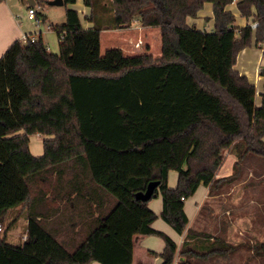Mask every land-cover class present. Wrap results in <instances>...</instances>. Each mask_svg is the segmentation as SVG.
Returning a JSON list of instances; mask_svg holds the SVG:
<instances>
[{
	"label": "trees",
	"instance_id": "1",
	"mask_svg": "<svg viewBox=\"0 0 264 264\" xmlns=\"http://www.w3.org/2000/svg\"><path fill=\"white\" fill-rule=\"evenodd\" d=\"M207 1L212 30L188 25L186 18ZM232 1L110 0L112 17L99 26L96 0H85L93 25L84 28L77 9L66 7L65 20L54 27L57 52L40 37L7 47L0 57V224L9 209L26 208L43 240L52 239L66 256L33 254L35 233L22 244L3 234L0 264H131L136 234L161 236L160 264H171L176 242L151 226L156 214L148 201L157 192L161 218L185 232L179 264L240 248L188 227L184 210L200 184L216 189L238 176L246 156L264 157V88L256 105L254 84L234 69L253 36L264 57V0H235L242 16L257 20L255 29L234 26L225 8ZM134 20L159 28L160 55H127L120 47L101 55V30ZM35 133L51 136L43 139L41 156L28 147ZM230 148L236 149L232 171L217 177ZM169 170L177 171L174 187L167 185ZM151 180H159L151 198H136ZM255 243L253 251L264 256V242Z\"/></svg>",
	"mask_w": 264,
	"mask_h": 264
},
{
	"label": "crops",
	"instance_id": "2",
	"mask_svg": "<svg viewBox=\"0 0 264 264\" xmlns=\"http://www.w3.org/2000/svg\"><path fill=\"white\" fill-rule=\"evenodd\" d=\"M82 1V0H81ZM77 2V0H76ZM75 2V3H76ZM31 3V0H2L0 1V57L5 52L7 47L15 40H22L24 35L33 36L35 39L40 37L44 43H47L44 40V34L42 30L32 31L30 26V21L33 19L28 18L27 10L28 7L35 5ZM212 2H204L202 8L197 12L195 17L188 16L186 18V23L188 25L194 26L199 30L211 31L213 28V10ZM226 10L232 12L235 16L234 26L242 27L247 23H250L254 19L253 16L245 17L240 14L237 9L236 1L226 5ZM79 14V9L84 14L90 12V6L83 3L81 8H76ZM38 15H40L41 20H47L48 15L41 13L37 8ZM80 17V14H79ZM28 20V21H27ZM65 20V13L59 21H48L47 29H53L57 24L62 23ZM81 24L84 28L91 27L93 23L87 19H81ZM37 26V25H35ZM116 31L119 34L126 33V38L123 39L124 46L133 51H140L141 48H135L134 37L132 32L142 29L144 27L150 26H141L137 20L127 28H108ZM105 27L101 30V39L102 34L105 31ZM56 32V30H55ZM57 34V32H56ZM160 34V31H159ZM146 33L143 34L146 38ZM100 39V44H101ZM145 48L143 52L150 51L151 47L148 46V42H145ZM59 45V38H58ZM47 47V46H46ZM148 47V48H147ZM121 48V47H120ZM48 49V47H47ZM122 49V48H121ZM123 50V49H122ZM124 52V50H123ZM141 53V52H140ZM150 53V52H149ZM128 55V54H127ZM154 55V54H153ZM160 55V54H158ZM156 56V55H155ZM264 66V57L262 56V48L259 44L255 43V38L253 36L252 43L249 46L244 47L238 52L236 63L234 64V69L239 73L245 75L248 80L254 84L256 93H255V103L256 105L260 104L261 96L260 93L264 88V75L259 74V68ZM19 131L18 133H21ZM36 134V133H35ZM40 134V133H38ZM34 134L29 136V150L34 156H41L43 154V144L33 140V144H30V139L33 138ZM51 136H46L50 138ZM264 140V137H263ZM43 141V140H42ZM238 149V146H237ZM236 158V149L233 151H226L225 159L217 170L216 176L222 177L231 173L232 163ZM261 162L264 163L260 157L256 155H249L244 159L242 174L239 176L236 181L228 183L221 187H218L214 190H209L208 186L200 184L195 192L184 199V210L188 216V227L197 230L208 232L213 236L220 237L224 240H231V235L242 237L247 234L246 224H252L251 219L247 216V210H251L252 207L258 208L264 204V196L259 200V190L262 188L260 185L245 184L246 181H254L262 176H264V169L260 165ZM225 166V167H224ZM176 171V170H175ZM252 177V178H251ZM177 182V171L173 173V170H169L167 185L169 187L176 186ZM258 192V194H257ZM159 194L160 193H156ZM155 194V195H156ZM157 196V195H156ZM161 197V195H160ZM152 202L154 205L151 206ZM72 207V203L69 204ZM148 206L156 214V218L151 222V226L154 229L162 231L169 237H171L177 244L176 253L174 260L171 264H179V261L184 259V256L179 253L180 245L184 239L185 232L182 234L177 233L166 221H164L160 216V211L162 208V198L161 202L154 200L148 201ZM264 207V206H262ZM235 210V216L227 217L225 213H230V211ZM264 211V208H263ZM63 214L68 218V211H63ZM231 216V215H229ZM39 218V217H38ZM53 220L52 217L47 218V224H51ZM11 222L10 228L4 233L5 238L7 232L14 228L15 235L19 236L22 242L18 241L17 244H22L25 239L33 236L34 233L39 239L31 242V252L35 255H38L42 258L50 257L52 259L63 258L66 256V252L61 249L52 239L47 241L43 240L42 232L36 227V225L29 219L28 211L26 208H20L19 206L9 209L5 223ZM25 237V238H24ZM237 237V236H236ZM229 242V241H228ZM164 247V240L161 236L156 234H136L133 236V253H132V262L131 264H160L162 258L160 252ZM153 251V252H151ZM229 254L212 257L206 260V263L199 261L201 264H215L216 262L224 261L229 258ZM227 262V261H226ZM225 262V263H226ZM89 264H101L98 261H92Z\"/></svg>",
	"mask_w": 264,
	"mask_h": 264
},
{
	"label": "rangeland",
	"instance_id": "3",
	"mask_svg": "<svg viewBox=\"0 0 264 264\" xmlns=\"http://www.w3.org/2000/svg\"><path fill=\"white\" fill-rule=\"evenodd\" d=\"M109 2H110V0H96V3L98 6H96V12L95 13H96V16L98 19L97 22H98L99 26H101V25L104 26V24H107V22L110 21V19L112 17V10L109 8ZM83 3L85 4V0H82V1L77 0L76 3L70 4V5H63V4L62 5H52V4H48V2L38 1L35 3V6H36V8H38V10L41 13H45L48 15L47 20L59 21L63 17V14L65 12L66 7L81 8V6H83ZM100 5L105 6V8L101 7ZM79 14H80V17L82 20L84 18L86 19L89 16V13L84 14V18H83V12H81L80 9H79ZM47 20L43 19L38 23L35 22L34 20L32 22L30 21V26L32 27V31H34V32L36 31V33H38V30H42V32L44 34V40L47 41V43H44L45 46L48 47L49 51L57 52L58 51V36H57L55 30L47 29V24H48ZM35 25H37V26H35ZM144 33H146V35H145L146 38H144V36H143ZM132 34L133 35H131V36L134 37L133 43H135V48L139 47L142 50L133 51V50L127 49L124 46V41H123V39L126 38V33L119 34L120 36H117L118 34L116 33V31H113L111 29H106V27H105V31L102 34V39H101V44H100V54L101 55L104 54L106 49L113 48V47H121L124 50V53L128 54V55L138 54L140 52L145 51L144 50V48H145L144 46L146 45L145 42H148V46L151 47L150 51H148V52H150L154 55L160 54L161 41H160V34H159V28L158 27H155V26L144 27L142 29L133 31ZM32 136H33V138L30 139V144H33V142H34V141H32V139L36 140L39 143H42V140L44 138H46V135L38 134V133H36ZM229 150L232 152L233 151L235 152V148H230ZM256 156L258 157V155H256ZM259 157H260V159H262L264 161V157H262V156H259ZM244 159L241 162L238 176L233 181L228 182V183H232V182L236 181V179H238L239 176L242 174ZM260 165L264 169V163L261 162ZM231 171H232V169H231ZM173 173H176V171L173 170ZM228 183H224L221 186L226 185ZM245 184H247V185L256 184V185L262 186V188L259 190V195H257V196H258L259 200L263 198V196H264V176L254 180V181H251V179H250V180L246 181ZM257 194H258V192H257ZM156 195H154L150 200L151 201L157 200L160 203L161 197L159 194H156ZM153 205H154V202H152L151 206H153ZM262 206H264L263 203H262ZM262 206H260L258 208L252 207L251 210H247L246 214L251 219L250 221L252 223L251 225L249 223L246 224L247 225V227H246L247 234L243 235L242 237H240V236L238 237L237 234H236L237 237L231 235L232 241L228 240L232 244H239L240 248L233 253H229L230 256L226 260H224V261L219 260L215 264H264V256L260 253L253 251V249L251 248V245L256 244L255 242H258V241L264 242V211H263L264 207H262ZM234 214H235L234 209H232L229 214L225 213V215H227V217H232V218L235 216ZM229 215H231V216H229ZM8 229H7L6 223L4 221L2 223V229L0 231V235H3ZM201 232H204V231H201ZM204 233H208V232H204ZM208 234H210V233H208ZM6 241L11 243V244H17L18 241L22 242V240L19 238V236L15 235L14 228H11V230L7 232ZM206 260H208V259H206ZM206 260H202V261L200 260V261L206 263Z\"/></svg>",
	"mask_w": 264,
	"mask_h": 264
},
{
	"label": "water",
	"instance_id": "4",
	"mask_svg": "<svg viewBox=\"0 0 264 264\" xmlns=\"http://www.w3.org/2000/svg\"><path fill=\"white\" fill-rule=\"evenodd\" d=\"M48 4L62 5L63 0H48ZM34 3V0H31ZM159 180H151L147 183L146 188L143 191H137L135 197L141 200H149L154 193V189L158 186Z\"/></svg>",
	"mask_w": 264,
	"mask_h": 264
},
{
	"label": "built area",
	"instance_id": "5",
	"mask_svg": "<svg viewBox=\"0 0 264 264\" xmlns=\"http://www.w3.org/2000/svg\"><path fill=\"white\" fill-rule=\"evenodd\" d=\"M27 16H28V18L33 19L37 23L41 21V17H40V15H38L37 8L35 5L28 7ZM250 25H251L252 29H255L257 26V20L253 19L252 21H250ZM28 40L33 41V40H35V38L33 36L29 37L26 35H24L22 37V41H28ZM1 229H2V226L0 224V231H1Z\"/></svg>",
	"mask_w": 264,
	"mask_h": 264
},
{
	"label": "bare ground",
	"instance_id": "6",
	"mask_svg": "<svg viewBox=\"0 0 264 264\" xmlns=\"http://www.w3.org/2000/svg\"><path fill=\"white\" fill-rule=\"evenodd\" d=\"M225 167V166H224Z\"/></svg>",
	"mask_w": 264,
	"mask_h": 264
}]
</instances>
